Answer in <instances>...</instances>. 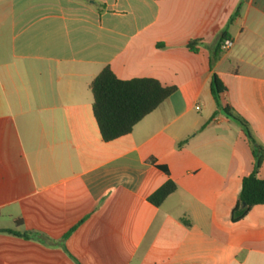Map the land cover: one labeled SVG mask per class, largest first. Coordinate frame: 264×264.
Here are the masks:
<instances>
[{"label":"crops","instance_id":"obj_1","mask_svg":"<svg viewBox=\"0 0 264 264\" xmlns=\"http://www.w3.org/2000/svg\"><path fill=\"white\" fill-rule=\"evenodd\" d=\"M106 67L176 87L109 142ZM214 74L264 146V0H0V264H264V205L231 221L253 155Z\"/></svg>","mask_w":264,"mask_h":264},{"label":"trees","instance_id":"obj_2","mask_svg":"<svg viewBox=\"0 0 264 264\" xmlns=\"http://www.w3.org/2000/svg\"><path fill=\"white\" fill-rule=\"evenodd\" d=\"M239 9L240 7L233 18L238 15ZM227 36L226 31L220 36L215 57L222 51ZM199 42V40H191L188 48L192 52H197L196 45ZM91 90L94 96V116L103 140L109 142L129 134L143 118L165 102L176 91V87H165L152 78L121 80L109 67H106L93 81ZM226 91V87L214 74L211 92L218 108L240 127L251 146L253 155V168L243 178L239 198L231 212V221L238 222L244 219L253 207L264 205V179L259 175L264 161V146L256 139L246 120L222 105L221 95ZM176 189V184L168 181L149 198V201L155 206H160Z\"/></svg>","mask_w":264,"mask_h":264},{"label":"built area","instance_id":"obj_3","mask_svg":"<svg viewBox=\"0 0 264 264\" xmlns=\"http://www.w3.org/2000/svg\"><path fill=\"white\" fill-rule=\"evenodd\" d=\"M230 44H231L230 41L227 40V41L224 43L223 48H224V49H228L229 46H230ZM197 109H199V107H197Z\"/></svg>","mask_w":264,"mask_h":264}]
</instances>
